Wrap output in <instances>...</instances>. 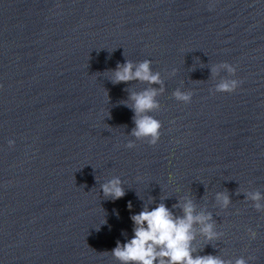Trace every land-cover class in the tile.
<instances>
[{"label": "clouds", "instance_id": "9594fccd", "mask_svg": "<svg viewBox=\"0 0 264 264\" xmlns=\"http://www.w3.org/2000/svg\"><path fill=\"white\" fill-rule=\"evenodd\" d=\"M151 63V60L145 59L138 63L129 60L117 64L116 69L110 72V80L113 84H129L137 81L149 85L139 92L126 89L129 91L128 100L121 103L134 112L135 128L132 130V135L137 139H146L150 145H156L161 136L162 124L150 113L159 107L156 97L163 89L151 85H162L163 82L159 72L152 71ZM220 68L226 69L233 76L236 74V67L222 63L212 68L213 75H216ZM240 83L241 81L237 79H224L216 85L215 91L233 93ZM173 95L177 100L185 103H189L192 96L191 93H183L179 90ZM8 143L10 147L14 145L12 140ZM126 147L131 149L135 145L129 142ZM101 190L105 198L112 200L120 199L125 195L119 177L101 184ZM245 199L252 201L257 212L264 211V204H261L264 194L260 191L245 193ZM216 201L223 208L231 203L226 192L217 193ZM127 207L129 210L132 209L131 202ZM176 208L180 209V215L173 211ZM130 218L134 225L133 236L125 243L117 241L116 247L111 250V255L120 264H248V260L244 257L232 261L217 255L198 254L202 251V248H198L194 243L198 234L204 238V241L212 242L222 233L215 231L214 222H211V213L205 210L198 211L197 205L190 196L182 197L171 208L163 202L153 208H149L146 204L139 213L132 214ZM248 232L251 239L256 238L255 231L248 229Z\"/></svg>", "mask_w": 264, "mask_h": 264}]
</instances>
